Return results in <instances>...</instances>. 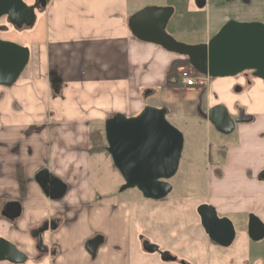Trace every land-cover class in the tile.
Listing matches in <instances>:
<instances>
[{
  "label": "crops",
  "instance_id": "1",
  "mask_svg": "<svg viewBox=\"0 0 264 264\" xmlns=\"http://www.w3.org/2000/svg\"><path fill=\"white\" fill-rule=\"evenodd\" d=\"M24 1L30 7L37 2ZM170 1L49 0L45 10L35 8L46 25L45 37L37 45V64L12 86H0V238L27 256L24 264H134L137 249L151 254L144 246L146 238L132 234L130 205L108 202L111 197L97 193L93 186L92 158L111 157L91 153V132L105 129L111 116L133 118L146 107H168L162 96L195 93L204 104H178L179 113L185 108L191 114L176 118H191L198 111L209 123V111L224 105L233 119L239 108L251 115L249 126L257 121L255 117L264 122V83L256 79L241 93L234 87L244 84L243 78L210 79L195 87L168 85L172 63L182 58L136 39L128 20L148 6L198 9L193 0ZM2 20L3 26L15 29L6 18ZM9 30L3 33L11 35ZM198 32L207 34L208 29ZM249 126L239 125L238 142L220 152L217 162L210 158L211 206L222 218L254 213L264 223V139L250 135ZM41 169L68 186L62 199L53 201L44 195L35 181ZM20 175L26 182L25 193ZM10 201L22 205L16 222L1 216ZM52 222L57 229L43 234L48 251L40 255L35 233ZM242 230L248 236V225ZM96 238H102V244L92 256L86 245ZM261 244L250 246L248 258L242 253L228 264H264ZM213 246L223 254L232 249Z\"/></svg>",
  "mask_w": 264,
  "mask_h": 264
},
{
  "label": "water",
  "instance_id": "2",
  "mask_svg": "<svg viewBox=\"0 0 264 264\" xmlns=\"http://www.w3.org/2000/svg\"><path fill=\"white\" fill-rule=\"evenodd\" d=\"M49 0H37L28 6L24 0H0V21L4 18L15 28L31 27L35 20V8L45 10ZM199 8V0H195ZM175 15L171 6H148L134 13L128 20V28L139 41L154 44L164 51L187 59L193 70L210 79L235 78L245 72H252L253 79L264 81V23L238 22L230 20L207 42L186 45L178 42L168 31V25ZM7 26L0 25V33L7 32ZM31 58V51L18 44L0 38V86L10 87L23 75ZM237 88L236 93H241ZM167 108L146 107L138 116L127 118L113 115L105 123L107 152L115 168L124 179L121 192L137 189L145 199L163 201L172 193L169 183L179 171L185 138L167 119ZM210 124L221 134L234 132L236 125L247 124L253 117L240 114L234 120L224 105L212 108L206 116ZM264 179V175L262 177ZM35 181L44 195L53 201L62 199L68 186L47 169L39 170ZM201 225L210 241L221 248H230L236 240L233 222L220 217L211 205L197 209ZM22 215L19 201L7 202L1 216L16 222ZM57 229L56 222L45 223L38 231V249L44 247L42 235ZM248 236L253 242L264 240V223L251 215L248 222ZM102 244V238L89 241L88 253L94 256ZM154 253L156 247L146 246ZM46 248V247H45ZM48 251V249H46ZM163 262H177L169 253L161 254ZM27 256L14 244L0 239V262L24 264Z\"/></svg>",
  "mask_w": 264,
  "mask_h": 264
},
{
  "label": "rangeland",
  "instance_id": "3",
  "mask_svg": "<svg viewBox=\"0 0 264 264\" xmlns=\"http://www.w3.org/2000/svg\"><path fill=\"white\" fill-rule=\"evenodd\" d=\"M175 1L171 0L170 4ZM252 1L245 4L235 0H221L219 6L209 3L206 12L198 9L196 12L195 10L191 11L186 7L181 8V5L172 6L176 13L167 31L182 44H201L208 38V33L213 34L223 26L222 22L235 19L247 21L264 18V0ZM35 16L36 20L31 27L22 30L11 28L8 32L11 35L0 33V38L3 41L18 44L31 51L30 62L22 75L25 77L34 70L37 64V45L45 37L44 18L39 10H36ZM4 23L3 20L0 21L2 26ZM206 29H208L207 34L202 35L198 32V30L205 31ZM196 74L199 79L207 80L206 76ZM225 79L227 78L223 80ZM256 80L259 83H264L263 80ZM206 88L209 89L210 86ZM170 98L162 96V100L167 102L166 106L168 107L165 108L169 110L167 119L183 134L185 147L179 171L169 181L173 191L168 198L163 201H152L145 199L137 189L121 192L125 184L123 177L111 159L101 155L92 158V181L95 191L107 197L110 196L108 202L128 203L132 211L133 236L145 237L152 246L156 247L157 251L151 254L138 252L137 249L136 256L133 257L134 264L138 262L140 264H228L230 259L236 260V255L241 257L242 253L248 258L250 246L253 249L255 245L264 243V240L257 243L251 241L242 230L243 227L246 229L249 217L257 216L256 214L226 217L233 222L237 235L235 242L230 247L232 249L223 254L215 252L214 243L206 235L197 213L199 206L211 205L214 195L209 188L207 165L210 163V158L213 162H217L220 152H226L231 145L238 142L239 125H236L233 133L224 135L219 133L212 124L207 123L198 111L191 118L186 116L176 118V115L179 114H191L190 110L186 112L185 108L181 109L183 113H179L180 109L175 108L176 105L190 106L191 103H199L202 106L204 98L195 93L180 94L170 96ZM255 121L250 126V123L245 124L250 127L249 134L264 139V122L260 117H255ZM239 222L243 224V227L241 224L239 225ZM261 252L263 254V251ZM163 253L173 254L177 258V262H163L161 260Z\"/></svg>",
  "mask_w": 264,
  "mask_h": 264
},
{
  "label": "trees",
  "instance_id": "4",
  "mask_svg": "<svg viewBox=\"0 0 264 264\" xmlns=\"http://www.w3.org/2000/svg\"><path fill=\"white\" fill-rule=\"evenodd\" d=\"M183 68H191L189 61L187 59H180L172 63L169 75H168V85L171 88H181L183 86L182 82L179 80V70ZM107 141L105 137V129H94L91 132V153H105L109 156L107 152ZM19 184L22 193L26 191V182L22 175L19 176Z\"/></svg>",
  "mask_w": 264,
  "mask_h": 264
},
{
  "label": "flooded vegetation",
  "instance_id": "5",
  "mask_svg": "<svg viewBox=\"0 0 264 264\" xmlns=\"http://www.w3.org/2000/svg\"><path fill=\"white\" fill-rule=\"evenodd\" d=\"M194 1V3H195V0H193ZM221 0H199V5H203V4H205L204 5V7L203 8H199L197 5H196V3H195V5H196V7L199 9V10H204V9H206L207 8V6H208V4L209 3H214L215 5H218L219 6V2H220ZM230 1H232V0H230ZM235 1H237V2H239V3H245V4H249V3H251V2H253L252 0H235ZM230 21V20H229ZM235 21H238V22H256V21H242V20H236L235 19ZM228 22V21H227ZM226 22V23H227ZM257 22H261V21H257ZM225 23V24H226ZM261 23H264V22H261ZM220 30V29H219ZM218 30V31H219ZM218 31H216V32H214L213 34H210V36H209V38L208 39H206L203 43H207ZM203 43H201V44H203ZM199 45V44H198ZM235 78H243L244 79V81H245V83L244 84H236L235 85V87H234V91L237 89V88H242V89H244L245 87H251L252 86V80H253V77H252V72H245V73H243V74H241V75H239V76H237V77H235ZM240 114H242V117H244V115H246V112H245V110H243V109H240L239 108V111L237 112V115L234 117V120H237V119H239V117H240ZM238 125H240V124H238ZM35 238H36V240H37V249H38V237H37V232L35 233ZM1 239H3V238H1ZM42 242H43V235H42ZM43 245H44V243H43ZM146 246L149 248V244H146ZM46 249L47 248H45V245H44V247L43 246H41L40 247V249H38V253L40 254V255H42L44 252H46ZM183 264V263H182Z\"/></svg>",
  "mask_w": 264,
  "mask_h": 264
},
{
  "label": "built area",
  "instance_id": "6",
  "mask_svg": "<svg viewBox=\"0 0 264 264\" xmlns=\"http://www.w3.org/2000/svg\"><path fill=\"white\" fill-rule=\"evenodd\" d=\"M197 72L192 68H183L179 70V80L185 87H195L198 85L206 84V80L199 79L196 75ZM207 80L210 78L207 77Z\"/></svg>",
  "mask_w": 264,
  "mask_h": 264
}]
</instances>
